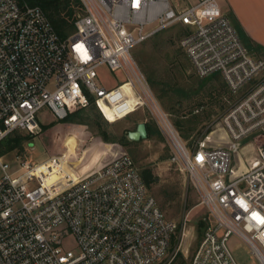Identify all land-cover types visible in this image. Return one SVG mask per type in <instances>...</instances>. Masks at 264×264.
Instances as JSON below:
<instances>
[{"label":"built area","instance_id":"2783aa9c","mask_svg":"<svg viewBox=\"0 0 264 264\" xmlns=\"http://www.w3.org/2000/svg\"><path fill=\"white\" fill-rule=\"evenodd\" d=\"M80 1L75 30L60 38L39 5L0 0V140L13 130L37 133L44 107L62 120L88 106L90 98L96 105L100 98L110 103L109 94L128 83L138 102L134 107L146 106L167 139L170 163L187 175L197 205L210 216L188 264H264V58L242 41L216 0L182 8L170 0ZM176 24L187 28L179 45L196 75H220L231 96L214 122L225 134L214 139L223 144L209 143L204 135L188 146L132 56L137 44ZM100 66L122 71L127 79L108 90L99 87ZM126 97L123 92L117 100ZM248 147L253 154L237 172L234 156ZM52 158L33 163L16 152L0 155V264L173 259L176 225L128 154L77 181L46 183L48 173L37 167ZM185 226L186 217L182 239ZM232 236L249 247L250 260L233 256Z\"/></svg>","mask_w":264,"mask_h":264},{"label":"rangeland","instance_id":"374dc122","mask_svg":"<svg viewBox=\"0 0 264 264\" xmlns=\"http://www.w3.org/2000/svg\"><path fill=\"white\" fill-rule=\"evenodd\" d=\"M175 1L180 2L182 6H187L198 0ZM216 1L222 13H229L226 0ZM186 29L185 27L184 32ZM184 32L183 28L177 25L168 27L137 44L131 52L145 78L147 79L145 72L147 69L159 81L160 87H162L160 93L155 91L148 82L157 104L169 115L180 137L188 146H192L196 139L204 135L215 138L214 135L219 134L225 138L223 129L218 124L215 125L214 122L227 107L224 98L228 97L229 93L226 94L227 89L220 76L202 79L197 77L179 45ZM260 47L261 50H256V55L264 58V47L262 45ZM97 73L96 85L106 90L127 79L124 72L110 71L105 66H100ZM200 81L203 82L202 86L195 94L194 90L199 86ZM123 92V89L119 87L109 94L113 105L123 111L122 117L114 122L107 121L95 103L102 116L100 130L108 135V141L102 138L98 130L91 129L86 124L54 121L50 111L44 107L38 113L41 124L54 123L46 129H42L40 124V130L37 133L31 134L32 136L23 140L22 149L18 154L22 156V159L33 163H39L51 156H60L61 154H64L66 159L67 153L69 158L74 161L82 157V160L78 162L77 171L69 166L76 175H83L96 165L102 166L123 153L133 159L138 169L150 167L156 179L148 190L155 197L165 216L176 225L175 235L178 237V241L171 245L169 252L178 249L177 251L188 262L210 216L204 205H197L198 197L190 185L187 175L170 163L167 139L159 131L146 106L134 107L138 103L134 94L118 101L117 98ZM170 98L174 103H170ZM132 110L134 111L131 114H127ZM197 110L198 112H196ZM84 113L92 115L94 112L90 111L88 105ZM138 122L150 124L154 132L145 139L127 140L126 133L134 130ZM179 122H181L180 127L176 125ZM182 133H185V137ZM69 136L77 139L74 150H68L64 145L65 139ZM124 138L129 142L125 143ZM250 148L248 147L247 152L243 154L238 151L239 155L234 156V164L239 156V163L244 167L243 164H246L248 158L253 154ZM11 158L12 156L8 157V159ZM185 217L186 236L182 239L180 232ZM200 220L202 225L199 228L197 224ZM69 245H72L71 240ZM229 247L238 261L250 260L249 247L237 237L232 236L229 239Z\"/></svg>","mask_w":264,"mask_h":264},{"label":"trees","instance_id":"16d2710c","mask_svg":"<svg viewBox=\"0 0 264 264\" xmlns=\"http://www.w3.org/2000/svg\"><path fill=\"white\" fill-rule=\"evenodd\" d=\"M26 2L30 5H39L47 15L49 21L51 22L54 30L56 33L59 35L60 38H65L69 34H71L75 30L74 26V21L77 18L78 15L83 13V7L82 3L80 0H20V3ZM177 26H180L183 28L184 32V26L181 24H176ZM237 32L243 42L250 47L253 48L254 50H261L260 45L254 44L250 45L248 42V39L246 38L245 34L243 33L242 29L236 26ZM186 32V31H185ZM184 32V33H185ZM146 72V77H147V82H149L150 86L154 88L155 91L160 93V90L162 91V87H160L159 81L156 80L153 76V74L145 69ZM196 74V73H195ZM216 75V76H215ZM218 77V74H212L208 77ZM200 78L199 76H197ZM221 77V76H220ZM206 78V77H205ZM222 78V77H221ZM202 79V78H200ZM223 80V79H222ZM203 82L198 83V87L194 90V93H198V89L201 88ZM225 83V82H224ZM226 86V84H225ZM121 88L125 92V94L128 95V97L132 96L134 93L128 83H124ZM227 89V87H226ZM177 90V89H175ZM228 89L227 93L228 94ZM160 97V95H158ZM228 97L231 98L230 94H228ZM97 106L105 119L109 122H114L117 119H120L123 115V111L121 109L116 108L112 101L110 103H105L103 99H98L97 101ZM170 103L172 102V99L170 98ZM87 107V106H86ZM86 107H80L74 111H71L68 113V115L62 119V120H56L53 119L54 121L59 122H65V123H80V124H86L87 126L92 128H95L98 130L99 134L102 136V138L106 141L109 140L108 135L104 132L101 131V126H102V116L98 112L96 105L94 103V100L90 98V111H93L92 115L84 113V110ZM95 110V111H94ZM135 110V109H134ZM134 110H132L130 113L131 114ZM198 112V110L196 111ZM126 116V115H125ZM197 116V115H195ZM54 122H50L49 124H41L42 129H46L47 127L50 126ZM1 125V124H0ZM146 129H147V137L154 132L152 126L150 124L145 123ZM178 127L181 126V122L176 123ZM208 130V129H207ZM25 133V134H23ZM182 135L185 137V133H182ZM32 136L29 133H26L21 130H13L6 134L1 140H0V155L9 153V152H16L20 153L22 149V142L26 137ZM65 137V136H64ZM63 137V139H64ZM62 139V140H63ZM125 143L129 142L124 138ZM62 147V146H61ZM66 159L68 162V165L75 171H77V165L78 162L82 160V157H79L77 161H74L69 158L68 153L66 155ZM242 168V166L240 165ZM139 173L141 175V178L145 182L146 186L149 188L151 184L155 181L156 176L152 173V170L150 167H141L138 169ZM202 225L201 220L198 222L197 226L200 228ZM178 241V237L176 235L173 236L171 245L176 243ZM168 264H188L187 260L183 257V255L179 252L176 253V255L173 257V259L168 263Z\"/></svg>","mask_w":264,"mask_h":264},{"label":"crops","instance_id":"0c3cea01","mask_svg":"<svg viewBox=\"0 0 264 264\" xmlns=\"http://www.w3.org/2000/svg\"><path fill=\"white\" fill-rule=\"evenodd\" d=\"M170 2L176 8L184 7L175 0H170ZM226 3L229 7V13L224 12L223 14L231 19L234 27L238 26L242 29L250 45L258 44L264 47V0H226ZM250 49L254 50L253 48ZM254 51L256 52V50ZM208 138L210 139L207 141L212 144L224 143H219L221 140ZM235 168L237 172H241L245 167L241 168L237 159Z\"/></svg>","mask_w":264,"mask_h":264},{"label":"bare ground","instance_id":"6f19581e","mask_svg":"<svg viewBox=\"0 0 264 264\" xmlns=\"http://www.w3.org/2000/svg\"><path fill=\"white\" fill-rule=\"evenodd\" d=\"M64 145L68 150H74L77 145V139L73 136H69L65 139ZM58 155L54 156L55 158L50 159L45 163H40L37 167L38 171H42L43 174L48 173L45 181L46 183H53L54 181H65V179H71L72 181H77L79 177H85L88 173H91L97 170L100 166L96 165L89 172L81 175H76L71 168L69 167L65 155L61 154L59 158ZM55 159H58L55 161ZM47 167H52V170L47 172Z\"/></svg>","mask_w":264,"mask_h":264},{"label":"water","instance_id":"95a60500","mask_svg":"<svg viewBox=\"0 0 264 264\" xmlns=\"http://www.w3.org/2000/svg\"><path fill=\"white\" fill-rule=\"evenodd\" d=\"M147 137V129L144 122H138L134 130L126 133V138L129 141H138Z\"/></svg>","mask_w":264,"mask_h":264},{"label":"snow or ice","instance_id":"6c2138e0","mask_svg":"<svg viewBox=\"0 0 264 264\" xmlns=\"http://www.w3.org/2000/svg\"><path fill=\"white\" fill-rule=\"evenodd\" d=\"M262 222H264V221H262Z\"/></svg>","mask_w":264,"mask_h":264}]
</instances>
